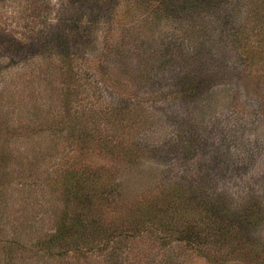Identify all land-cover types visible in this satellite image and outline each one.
I'll return each instance as SVG.
<instances>
[{"label":"rangeland","instance_id":"rangeland-1","mask_svg":"<svg viewBox=\"0 0 264 264\" xmlns=\"http://www.w3.org/2000/svg\"><path fill=\"white\" fill-rule=\"evenodd\" d=\"M139 1L0 0V264H106L97 252L58 261L35 252L39 248L32 243L54 229L63 207L60 193L50 190L51 173L66 165L110 163L97 151L70 143L67 121L82 111L87 121L99 123L98 106L118 101L125 86L136 96L130 102L141 104L138 136L156 152L127 167L115 163L123 175L115 214L159 194L182 174L210 172L214 186L238 199L243 191L252 192L264 205V0H227L224 11L200 13L197 20L174 15L170 22L152 20L137 7ZM194 21L208 26L203 38L213 44L196 63L185 29ZM103 41L125 50L110 54ZM167 43L173 56L157 68L156 86L119 83L128 76L138 80L137 54L150 55ZM57 51L73 57L72 78ZM106 72L120 78L110 79ZM187 73L204 88L201 99L178 85ZM190 136L202 141L200 147L181 153ZM252 236L247 251L216 252L217 264H264V226ZM137 246L146 258L162 253L158 244L144 240L128 249ZM183 259L210 264L195 248L183 252ZM138 260L130 254L125 262Z\"/></svg>","mask_w":264,"mask_h":264},{"label":"trees","instance_id":"trees-1","mask_svg":"<svg viewBox=\"0 0 264 264\" xmlns=\"http://www.w3.org/2000/svg\"><path fill=\"white\" fill-rule=\"evenodd\" d=\"M136 4L152 20L166 18L170 22L175 20L174 15L187 14V17L197 20L200 13L224 11L223 5L227 4V0H141ZM185 27L191 36L188 44L190 60L193 63L197 59L203 62L199 58L213 46L211 41L207 43L206 38H203L208 34V26L201 21H194ZM66 41L64 39L59 46L65 45ZM110 45L103 41V50L108 48L110 54L125 50L119 45L114 49ZM172 49V44L167 43L162 45V49L153 50L150 55L146 51L137 54L139 63L136 67L141 69L138 80L137 75L134 78L128 76L125 82L119 83L138 86L137 82L140 81L156 86L155 72H158V67L166 65L165 59L172 54ZM131 50L129 52L135 54ZM56 53L59 55L58 60L65 63L64 66L67 63V71H70L72 78L73 57L64 51ZM106 75L110 79L119 76H112L109 72ZM177 83L186 86L182 90L188 91L190 96L201 99L204 88L195 74L187 73ZM124 89L127 92L118 101L106 107L98 106L94 114L98 115L99 123L87 121L82 111L67 121L70 143L80 149L95 150L110 163L101 166L86 163L80 166L66 165L68 167L51 173L50 190L60 193L63 207L54 229L34 239L32 244L39 248L35 252H43L58 261H65L73 253L97 252L99 255L104 254L106 264H127L125 261L130 254L140 257V261L135 264H188L183 259V252L195 248L210 264H217L220 259L215 253L218 251L248 249L252 234L257 233L258 236L264 226V205L251 197L252 192L243 191L244 195L238 199L223 188L214 186L210 182L214 178L212 172L194 177L182 174L167 183L159 194L145 197L127 211L115 214L120 208L123 182L121 170L115 163L133 165L147 152H156L152 144H146L138 136L143 130L138 120L141 104H137L135 99L131 103L130 99L136 96L126 86ZM101 124L108 125L111 134L106 136L104 133L108 129L103 131ZM198 142L193 136L185 138L181 153H190L192 148L200 147L202 141ZM143 240L158 244L161 255L155 259L152 258L156 256L153 253L146 258L148 255L143 253L144 248L138 250L137 246L136 251L128 249ZM13 243L20 245L17 239Z\"/></svg>","mask_w":264,"mask_h":264}]
</instances>
